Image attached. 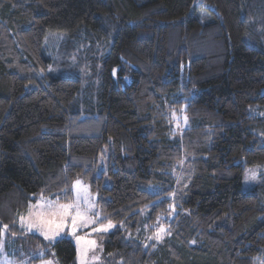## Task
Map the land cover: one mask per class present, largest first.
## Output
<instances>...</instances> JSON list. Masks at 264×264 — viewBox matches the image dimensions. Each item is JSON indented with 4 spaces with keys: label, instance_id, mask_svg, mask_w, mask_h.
<instances>
[{
    "label": "trees",
    "instance_id": "1",
    "mask_svg": "<svg viewBox=\"0 0 264 264\" xmlns=\"http://www.w3.org/2000/svg\"><path fill=\"white\" fill-rule=\"evenodd\" d=\"M262 111L264 0H0V238L7 225L9 250L47 246L20 216L82 177L103 220L124 222L111 264H264V188L243 189L264 164ZM149 209L167 230L156 249L127 237ZM50 245L76 264L72 239Z\"/></svg>",
    "mask_w": 264,
    "mask_h": 264
},
{
    "label": "rangeland",
    "instance_id": "2",
    "mask_svg": "<svg viewBox=\"0 0 264 264\" xmlns=\"http://www.w3.org/2000/svg\"><path fill=\"white\" fill-rule=\"evenodd\" d=\"M61 39H54L52 37H47L45 41V45L47 48L53 50V48H58L62 42ZM114 76L120 79L121 76L117 75V70H114ZM132 80V77L130 74L122 76V83L128 84ZM261 115L264 114V111L260 112ZM183 124L180 123V121H176L175 131L173 134V138H177L180 133L182 132V128L184 127ZM108 150L106 149L104 153H101L99 156V162L97 167V174L101 175L103 177V185L105 187H111L112 185V179L108 175ZM252 170H255L257 179L251 180L246 179L247 176L250 175V172ZM175 177L177 178L176 181L179 184V182L182 180L180 177L181 174L177 175V173H174ZM80 180L84 186L87 187V193H84L83 191L79 192L80 199L77 201V189L75 187V181ZM73 182L72 185V199L69 201H60L57 199H54L51 196L48 195H39L37 200L35 202H32L30 206L28 207L27 211H25L19 218V226L23 228L27 233L30 234H36L41 236L46 242L49 244L47 246L39 245L37 248H35L33 251H25L22 247L19 251L17 248H11L8 249L9 241L12 240L14 237L11 236L8 228L5 229L4 226L2 228L1 232V238H0V264H47V262L51 261V264H60L55 252L50 244H54L59 239L67 237L73 240L75 247H76V264H80V256H81V250L85 247L82 243L78 244L76 237H84L86 240L95 241L94 245L87 246V253H86V261L87 264H111L109 262L108 258L110 259V255H105V239L106 235L110 232L114 231L116 228H125L124 222H115L112 220H103V216L101 215L99 209H98V197L99 193L98 191H94L92 189V186L88 181H86L84 178L79 177ZM258 185H261L264 188V164L260 165H246L245 171L243 175V189L244 190H250L253 187H256ZM151 191L153 193H158L160 191V188L158 185H152ZM169 194V193H167ZM164 194L160 197H157V199H160L164 197ZM49 202H55L59 204H67L71 202H78L80 204L81 210L87 211V215L95 221L93 224H89L87 227L78 228L76 231L75 236L69 235L71 232L70 226H66L63 230V232L60 233L59 236H57L53 241L48 240L45 235L40 232L39 230L32 228L31 230L28 227L29 222V213L30 211L32 213H35L39 210H47L48 203ZM42 205L43 208L40 207H32V206H40ZM89 205L91 207L89 208ZM175 209H173L174 211ZM149 210L141 211L142 215L144 216L141 221L142 223L133 229H129L127 232V237L139 241L143 244L145 248L152 247L153 249L158 248L159 244L163 243V240L167 236V230L163 225L157 226V228L152 231L151 228L152 225H157V222L148 221L147 215H145ZM170 215V216H169ZM174 214L169 213L166 215H162L163 218L172 217ZM23 218V219H22ZM111 224L112 227H107L108 224ZM105 226L106 230H100V231H94V229L100 228V226ZM46 231V230H45ZM53 250V251H52ZM46 255V257H45ZM254 264H260V261L258 259L254 260Z\"/></svg>",
    "mask_w": 264,
    "mask_h": 264
},
{
    "label": "snow or ice",
    "instance_id": "3",
    "mask_svg": "<svg viewBox=\"0 0 264 264\" xmlns=\"http://www.w3.org/2000/svg\"><path fill=\"white\" fill-rule=\"evenodd\" d=\"M246 179H257L255 170H252ZM75 187L78 193V201L80 199L79 192L83 191L84 193H87V187L84 186L80 180L75 181ZM32 207H40L41 209L43 208L42 205ZM90 207L91 205H89V208ZM93 223H95V221L87 215L86 210H81L80 204L78 202H71L67 204L49 202L46 211L39 210L35 213L30 211L28 227L30 230L32 228L39 230L48 240L53 241L57 236L60 235L61 232H63L66 226H70L71 228L69 235L75 236L78 228L87 227L89 224ZM107 227H112V225L109 223ZM4 228L7 229V225H5ZM100 230H106L105 226L101 225L100 228L94 229V231ZM76 240L78 244L82 243L85 246L81 250L80 264H87V246L94 245L95 241L86 240L84 237L79 236L76 237ZM47 264H51V261L47 262Z\"/></svg>",
    "mask_w": 264,
    "mask_h": 264
}]
</instances>
